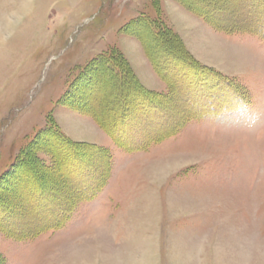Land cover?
I'll use <instances>...</instances> for the list:
<instances>
[{
	"label": "rangeland",
	"instance_id": "obj_1",
	"mask_svg": "<svg viewBox=\"0 0 264 264\" xmlns=\"http://www.w3.org/2000/svg\"><path fill=\"white\" fill-rule=\"evenodd\" d=\"M111 252L264 264V0H0V264Z\"/></svg>",
	"mask_w": 264,
	"mask_h": 264
},
{
	"label": "trees",
	"instance_id": "obj_2",
	"mask_svg": "<svg viewBox=\"0 0 264 264\" xmlns=\"http://www.w3.org/2000/svg\"><path fill=\"white\" fill-rule=\"evenodd\" d=\"M107 69L111 70V72L114 73V75L117 76V78L121 79L122 73L120 71V67H118V70L114 69L113 67H111V69L110 68H107ZM201 101L203 105H201L200 102L197 103L196 101L191 100V107L192 105H194V107L193 108L190 107L186 115H183L181 119L180 117L179 118L177 117L176 119H174L173 118L174 116H173L171 118V122H170V117L168 115L169 120H167L165 124L163 123L161 125L157 120L158 116L161 117L162 115L161 114L162 111L160 110V104L152 100L145 99V101L143 102L142 113H143V121H144V124L147 126V129H143V130L141 129L143 131L142 137H141L142 144L137 146V148L147 146L153 141L162 140L163 138L167 137L170 133H172L174 130H176L178 127H180L182 125V122H184L186 119L193 118L195 116L201 117L203 115L209 114L211 110L209 109L206 99L201 100ZM210 102L211 101H209V103ZM114 115L116 114H113L112 116L114 117ZM130 115H132L131 112H129V114L126 113L125 115H118V118L120 117L119 118L120 121H118V119H114V121H112L113 123L111 124V130L112 129L114 130L115 136L117 138H119V136L117 135L116 130L122 131L123 129H127L126 128L127 122L135 118L133 115L132 119L128 120ZM163 116L165 117L167 115H163ZM150 120H151V123H150ZM151 125L152 127H150ZM104 158H107V157H104ZM107 174L108 172H104L103 177H105ZM102 184H103V180L101 181L98 180L97 182L89 183V186H87L86 188L84 187L85 192L88 193L87 196L90 195L89 198H92L95 195L96 191H98L101 188Z\"/></svg>",
	"mask_w": 264,
	"mask_h": 264
},
{
	"label": "crops",
	"instance_id": "obj_3",
	"mask_svg": "<svg viewBox=\"0 0 264 264\" xmlns=\"http://www.w3.org/2000/svg\"><path fill=\"white\" fill-rule=\"evenodd\" d=\"M123 53V52H122ZM123 54H125V53H123ZM103 133V132H102ZM111 253H113V252H111ZM114 254V253H113ZM116 262H117V260H116V255L114 254V255H111V264H116Z\"/></svg>",
	"mask_w": 264,
	"mask_h": 264
},
{
	"label": "bare ground",
	"instance_id": "obj_4",
	"mask_svg": "<svg viewBox=\"0 0 264 264\" xmlns=\"http://www.w3.org/2000/svg\"><path fill=\"white\" fill-rule=\"evenodd\" d=\"M90 258H91V257H90ZM82 261H83L82 263H78V264H90V263H89V260H85V259H83Z\"/></svg>",
	"mask_w": 264,
	"mask_h": 264
}]
</instances>
